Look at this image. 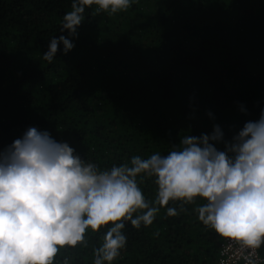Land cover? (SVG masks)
Here are the masks:
<instances>
[{"label":"trees","instance_id":"trees-1","mask_svg":"<svg viewBox=\"0 0 264 264\" xmlns=\"http://www.w3.org/2000/svg\"><path fill=\"white\" fill-rule=\"evenodd\" d=\"M70 10L71 0H0V150L36 127L107 169L166 155L214 123L228 140L264 109V0H138L114 15L93 6L73 50L61 45L48 63L42 54L68 36ZM140 187L155 199L153 178ZM201 203L177 217L161 208L148 227L126 224L113 264H220L223 241L198 221ZM107 227L62 249L57 264H93Z\"/></svg>","mask_w":264,"mask_h":264},{"label":"clouds","instance_id":"clouds-1","mask_svg":"<svg viewBox=\"0 0 264 264\" xmlns=\"http://www.w3.org/2000/svg\"><path fill=\"white\" fill-rule=\"evenodd\" d=\"M137 2L71 0L60 28L68 36L51 38L42 59L52 63L61 45L64 55L73 50L86 9L114 15ZM240 111L246 112L243 105ZM149 178L154 200L140 187ZM197 199L203 201L194 209L198 221L223 241L219 254L228 241L227 249L235 247L229 259L264 264L258 256L264 259V109L228 140L214 123L210 133L180 137L166 155H133L107 169L29 127L0 150V264H57L62 249L86 246V234L105 226L93 264H113L127 245L126 224L151 226L161 208L177 217ZM169 202L178 206L165 207Z\"/></svg>","mask_w":264,"mask_h":264},{"label":"built area","instance_id":"built-area-1","mask_svg":"<svg viewBox=\"0 0 264 264\" xmlns=\"http://www.w3.org/2000/svg\"><path fill=\"white\" fill-rule=\"evenodd\" d=\"M228 243H229L228 241H224V244L222 246L221 253H220V256H221L220 264L222 260L227 261V264H244V261L242 259L240 260H236L235 258L229 259L232 256L233 251H235V247L233 249H227ZM226 249L227 251H225ZM257 253H258V250H257ZM258 256L261 261H264V259L259 255V253H258Z\"/></svg>","mask_w":264,"mask_h":264}]
</instances>
